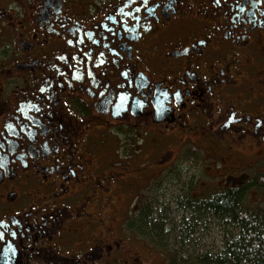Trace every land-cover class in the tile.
<instances>
[{
    "label": "flooded vegetation",
    "instance_id": "1",
    "mask_svg": "<svg viewBox=\"0 0 264 264\" xmlns=\"http://www.w3.org/2000/svg\"><path fill=\"white\" fill-rule=\"evenodd\" d=\"M262 177L264 0H0V264H139L150 198Z\"/></svg>",
    "mask_w": 264,
    "mask_h": 264
},
{
    "label": "trees",
    "instance_id": "2",
    "mask_svg": "<svg viewBox=\"0 0 264 264\" xmlns=\"http://www.w3.org/2000/svg\"><path fill=\"white\" fill-rule=\"evenodd\" d=\"M258 186L261 196L264 197V181ZM253 187V184L246 185L244 208H241L238 193L231 191L226 196L211 197L212 202L210 201L208 205L206 200H203L198 201L194 207L189 198L187 202L182 200L183 205L180 204L178 210L190 214L191 221L179 222L176 218L168 217L162 219L163 214L160 215L162 221H157L160 219L155 216L157 213L148 207L135 219L136 225L147 234L167 238L172 236L176 239L189 235L196 228L197 219H207L209 222L217 223L221 230L224 236L223 249L213 258L208 255L199 257L195 264H264V203L261 202V206L257 208L250 203L248 193ZM166 223L174 228L165 234L162 226ZM179 227L181 232L177 231ZM188 263V257L180 252L175 253L172 264Z\"/></svg>",
    "mask_w": 264,
    "mask_h": 264
},
{
    "label": "rangeland",
    "instance_id": "3",
    "mask_svg": "<svg viewBox=\"0 0 264 264\" xmlns=\"http://www.w3.org/2000/svg\"><path fill=\"white\" fill-rule=\"evenodd\" d=\"M258 196L260 195L257 194V197ZM150 199L155 200L156 202L152 203V208L150 209L152 210V212L157 213L155 215L157 218H160V215L163 214L162 219L164 217H168L170 219L176 218V220H178L179 222H188L192 220V216H190V214L185 212H177L174 209L175 205L168 204L164 198H161V200H164L167 205L161 203L155 198ZM253 200L255 201V199ZM259 200L260 199H257V202H259ZM162 219H157V221H162ZM196 221L197 226L191 231L189 235H184L183 237L179 236V238L176 239L172 236L167 238L147 233L144 234V242L149 243L150 257L147 251H145L143 259L138 260L140 262L139 264H151L153 260L154 261L152 262V264H164L165 254L162 250L151 245L150 242L154 243L153 240H157L160 242L159 244L165 245L167 251L180 252L185 256L191 257L194 261L198 260L199 257H202L204 255H208L211 258L218 255V252H220V248L223 246V236L221 230L217 227V223H213L212 221L209 222V220L207 221V219H197ZM188 227L190 228V226ZM172 228H174V226H169V224L167 223L162 226L163 232L165 234L166 232L168 233L169 230H172ZM177 231L181 232L180 227Z\"/></svg>",
    "mask_w": 264,
    "mask_h": 264
},
{
    "label": "snow or ice",
    "instance_id": "4",
    "mask_svg": "<svg viewBox=\"0 0 264 264\" xmlns=\"http://www.w3.org/2000/svg\"><path fill=\"white\" fill-rule=\"evenodd\" d=\"M184 51H185V52H187L188 50H187V49H185ZM177 95H178V94H177Z\"/></svg>",
    "mask_w": 264,
    "mask_h": 264
},
{
    "label": "bare ground",
    "instance_id": "5",
    "mask_svg": "<svg viewBox=\"0 0 264 264\" xmlns=\"http://www.w3.org/2000/svg\"><path fill=\"white\" fill-rule=\"evenodd\" d=\"M210 262V261H209Z\"/></svg>",
    "mask_w": 264,
    "mask_h": 264
}]
</instances>
